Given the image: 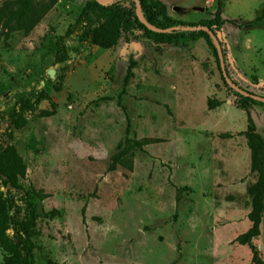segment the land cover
Returning a JSON list of instances; mask_svg holds the SVG:
<instances>
[{"label":"rangeland","instance_id":"374dc122","mask_svg":"<svg viewBox=\"0 0 264 264\" xmlns=\"http://www.w3.org/2000/svg\"><path fill=\"white\" fill-rule=\"evenodd\" d=\"M56 1L27 35L0 27V147L12 144L26 165L21 190L0 184V193L9 215L31 224L34 264H256L253 250L264 264V211L259 235L236 241L251 225L256 176L230 86L264 97V19L248 30L228 22L253 20L264 0H224L226 22L211 31L226 77L202 38L157 45L128 34L101 49L80 27L57 63L59 39L88 0ZM159 1L169 18L196 25L170 32L203 27L217 0ZM123 2L138 15L135 0ZM20 107L27 123L17 130L10 111ZM248 115L264 142V106ZM126 137L147 144L131 150V171L108 172Z\"/></svg>","mask_w":264,"mask_h":264},{"label":"trees","instance_id":"16d2710c","mask_svg":"<svg viewBox=\"0 0 264 264\" xmlns=\"http://www.w3.org/2000/svg\"><path fill=\"white\" fill-rule=\"evenodd\" d=\"M141 20L135 13L134 5L128 6L123 0H113L106 4H99L96 0H88L82 7L74 24L59 39L55 53L56 62L62 63L67 60V53L62 40L70 36L75 28H82L81 37L89 39L90 43L101 49L113 48L120 38L127 39L128 34H139L148 38L157 45L174 44L189 38H202L209 50L216 57V51L212 40L203 30L198 31H177L170 32L153 31L147 27L152 26L157 30H165L172 27L196 26L184 24L173 20L166 15L165 6L159 0H137ZM56 0H0V27L3 35H8L13 31H21L27 35L44 17V15L56 4ZM224 8V0L216 1V8L213 18L202 20L198 26L212 29L213 26L219 27L224 24L221 14ZM264 19V9L259 16L251 21L239 22L236 20L228 21L235 27L243 30L252 29L262 23ZM147 24V25H146ZM131 63L127 68L125 84L133 77ZM233 93L238 97L237 106L247 115L248 127L244 132L247 146L250 152V170L255 174L256 179L253 185L247 189L250 199V211L247 215L250 222L249 229L239 235L236 241L241 245H249L251 240L259 235V225L264 211V142L255 132L254 126L248 115L250 105L264 106V103L244 97L237 92ZM27 104L22 101L21 106ZM53 106V105H51ZM54 110L42 111V117H50ZM27 123L25 116L20 111H10V124L14 129H21ZM146 141L133 140L128 137L122 144L117 146L118 152L113 155L107 167L108 172L116 170L118 165L132 170L131 150L136 148L142 150ZM26 175V165L23 159L12 144L0 147V184L6 190H21L19 180ZM181 190L176 189V203L180 201ZM35 197L42 199L40 193ZM9 195L3 198L0 193V249L3 252L1 264H34L33 250L34 243L31 240V224L19 222L13 215H9ZM12 229V235L7 231ZM18 241V243L16 242ZM252 260L256 264H263L252 251ZM57 264V263H50Z\"/></svg>","mask_w":264,"mask_h":264},{"label":"water","instance_id":"95a60500","mask_svg":"<svg viewBox=\"0 0 264 264\" xmlns=\"http://www.w3.org/2000/svg\"><path fill=\"white\" fill-rule=\"evenodd\" d=\"M99 4H106V3H109L110 1H113V0H96ZM136 2V7H137V13L139 15V5H138V1L135 0ZM140 16V15H139ZM147 25V24H146ZM147 27L153 31H159V32H168V30H157L155 28H153L152 26H149L147 25ZM179 28H175L174 30H178ZM183 30H191V31H198V30H203L205 31L208 36L210 37V39L212 40L215 48H216V51H217V55H218V61H219V67H220V70L223 74L224 77H226V74H225V69H224V61H223V58H222V54H221V49H220V46H219V43L217 41V38L216 36L214 35V33L208 29V28H205V27H190V28H183ZM53 71L49 70L48 71V77L49 78H52L53 77ZM230 86L233 88V90L235 92H237L238 94L244 96V97H248L252 100H255V101H258V102H261V103H264V97H261L259 95H254V94H251L239 87H236L234 86L233 84H230ZM18 243V241H16Z\"/></svg>","mask_w":264,"mask_h":264}]
</instances>
